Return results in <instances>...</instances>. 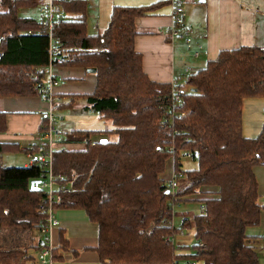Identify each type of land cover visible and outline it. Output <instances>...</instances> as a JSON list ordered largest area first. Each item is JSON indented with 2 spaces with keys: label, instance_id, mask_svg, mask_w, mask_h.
<instances>
[{
  "label": "trees",
  "instance_id": "obj_1",
  "mask_svg": "<svg viewBox=\"0 0 264 264\" xmlns=\"http://www.w3.org/2000/svg\"><path fill=\"white\" fill-rule=\"evenodd\" d=\"M38 2L0 0V97L37 96L43 85L25 74L37 69L42 77L47 39L27 34L38 31L39 23L19 15ZM60 7L67 14L55 31L67 51L63 66L96 70V87L84 109L112 129L64 133L52 172L62 178L57 188L67 191L55 193L53 207L81 209L96 223L101 264H259L257 238L246 229L261 215L254 168L264 165V124L257 137L245 138L241 106L243 99L264 97V47L220 51L183 85L157 83L143 72L142 56L134 49L135 19L148 15V7L114 6L107 28L93 34L87 31L84 0ZM174 86L188 88L176 110L177 134L158 126ZM7 115L0 111V134ZM100 133L115 140L90 139ZM72 144L82 147L69 149ZM2 153L0 144V158ZM187 154L197 165L190 171L180 162ZM171 166L173 189L166 178ZM44 173L37 164L0 163V263L20 251L8 248L17 233L39 231L44 224L45 195L40 183L31 187ZM194 201L204 211L183 215L176 226L173 207ZM183 228L193 231V245L174 244Z\"/></svg>",
  "mask_w": 264,
  "mask_h": 264
},
{
  "label": "crops",
  "instance_id": "obj_2",
  "mask_svg": "<svg viewBox=\"0 0 264 264\" xmlns=\"http://www.w3.org/2000/svg\"><path fill=\"white\" fill-rule=\"evenodd\" d=\"M84 1L90 10L97 9L95 0ZM184 1V24L193 31L191 38L193 45L201 47L200 54L196 58L192 54L191 56L186 54L191 51L184 48L182 40L171 39L169 36L172 23L170 0H111L116 3L111 4L110 13L114 6L149 8L148 15L135 19V27L139 35L134 39V49L142 56L143 72L151 81L181 85L187 76L184 73L185 67L191 68L194 64L198 66L196 69L198 71L208 61L215 60L218 53L223 50L237 49L242 46L264 47V0ZM95 25L97 30L94 32H98V23L92 25L91 29ZM182 58L191 59L192 65L187 63V60L182 61ZM55 75L56 78L60 76L62 80H65L54 90L62 98V104L67 105L58 109L70 111L77 102L82 100L84 108L85 97L92 94L96 87L95 75L90 78L84 68L63 65L55 68ZM263 104L264 97L243 99L241 132L245 138H255L260 134L264 122L256 123L255 128L251 129L253 121L247 120L246 116L251 114V109L254 107L263 114ZM45 109V103L37 96L0 97V111L8 113L6 131L0 134V144L3 145L2 155L21 151L25 157L22 167L28 165L26 154L40 142L39 113ZM89 112L92 111L89 110ZM83 123L80 121L78 124ZM84 124L94 125L95 123L91 121ZM76 130L99 131L88 128ZM81 147L82 145L73 148ZM171 174L172 169H169L166 178H170ZM254 175L257 182L258 202L262 209L259 223L247 228L246 234L257 238L255 242L259 248V264H264V165L256 166ZM55 218L59 225L48 234L54 251L52 264H101L96 250L98 245L96 223L92 222L81 209H55ZM29 232L35 243L24 252L14 255L16 258L0 264H41L37 259L39 249L36 246L37 244L43 246L44 236L38 229L29 230Z\"/></svg>",
  "mask_w": 264,
  "mask_h": 264
},
{
  "label": "built area",
  "instance_id": "obj_3",
  "mask_svg": "<svg viewBox=\"0 0 264 264\" xmlns=\"http://www.w3.org/2000/svg\"><path fill=\"white\" fill-rule=\"evenodd\" d=\"M76 0H39V16L37 22L39 23L38 31H28L27 34L43 35L47 39V64L42 73V77L37 74V69L26 73L25 75L32 80H40L43 85L38 89L37 97L40 101L45 103L46 109L39 113L41 123L38 131L40 143L34 147L35 151L31 152V149L27 152L28 165L33 164L41 165L46 173L42 175L40 180L39 189L44 193L43 207L41 206L40 212L45 216L44 224L39 229L40 233L44 236L43 248L38 252L37 259L41 264H52V248L50 245L49 232L59 225V222L55 218V208L53 207L55 196L57 191H61V188H57L56 180H62L61 176H56L52 172V161L54 152L57 149L63 148L64 133L57 127L59 117L56 114V109L59 104L62 103V98L55 93V89L59 83L56 79L55 68L63 65L67 62V51L62 46L61 39L56 35V28L59 23L66 20L67 14L61 9L60 4L71 3ZM172 6L171 11V27L169 36L171 39H180L183 42V46L187 51H191L193 57H198L201 51V47H196L192 43L193 31L184 24V0H170ZM93 31L97 30L95 25L92 28ZM2 54L0 53V57ZM191 69L184 68V73L190 75ZM186 86H174L171 89L170 107L163 110L162 119L158 122L159 128L168 131L169 133H176L174 129V121L179 115L176 110L181 105L182 97L187 92ZM264 113V108L262 109ZM186 142V140H185ZM170 151H173V147L169 146ZM190 155L187 154V157ZM172 169V166H171ZM168 185L171 189L174 188L175 183L173 180V172L168 181ZM67 191V190H62ZM204 209L201 207L202 213ZM181 235L183 233L181 232ZM202 248L203 246L199 244Z\"/></svg>",
  "mask_w": 264,
  "mask_h": 264
},
{
  "label": "rangeland",
  "instance_id": "obj_4",
  "mask_svg": "<svg viewBox=\"0 0 264 264\" xmlns=\"http://www.w3.org/2000/svg\"><path fill=\"white\" fill-rule=\"evenodd\" d=\"M94 1V0H91ZM90 1V2H91ZM114 4L116 2H111V0H106L104 2V0H95L94 4H97L98 7L96 10H90L89 8H87L86 11V27H87V31L89 32V34H93L94 31H92L91 27L92 25H94L95 23H98L99 28H98V32L102 33L109 22V14H110V7L111 4ZM39 8H40V4L38 3V5H34V6H30V7H25L22 8L19 11V15L22 17H30L33 19H38L39 16ZM184 53V51H183ZM186 54H188L189 56H191V53L187 52ZM191 58V57H190ZM187 59H183L182 61H186ZM191 59L187 60V63L192 65V62L190 61ZM193 67V68H192ZM191 72L195 73L196 69H198V66L194 65L192 66ZM87 70V69H86ZM87 72V71H86ZM95 73H88L87 72V76H89L90 78H92V76H94ZM58 80V83L61 84L62 82H64L65 80H62V78L60 76H57L56 78ZM184 82L181 83V85H183ZM261 104V103H260ZM259 104V105H260ZM84 105V101H80L77 102L76 106H74V108L72 110H59L58 108L56 109V114L59 117H62L61 119H58L57 122V127L63 132L65 133H70L71 130H76L79 128H88V129H92V130H99L100 132L103 131H108L110 129H112V125L110 122L103 120V119H99L98 116L93 113V112H89V110H85L82 106ZM264 107V104L262 105ZM260 106V107H262ZM247 120L253 121V123L251 124V129L255 128V124L256 123H263L264 122V113L261 114L260 111L258 112L257 109L254 107L251 109V114L246 116ZM80 121L84 122V123H89L91 121H93L95 124L94 125H86V124H78ZM244 124V123H243ZM81 125V126H80ZM259 133V132H258ZM257 133V134H258ZM257 134H255V136H257ZM101 138H105L106 140H110L113 141L115 140V136L110 135L109 133H100V134H96L94 136H91L90 139L92 141H99ZM40 143V142H39ZM81 145H76V146H72L69 147V149H74L73 147H79ZM25 161V157H24V153L21 151H16L14 153H4L1 156V160L0 163L2 165H5L6 167H22L23 163ZM181 162V167L184 171H190L196 168V162L193 161V159H191L190 157L187 156H183L180 159ZM201 203L199 202H181L176 204L173 209L175 212V215L173 217V221L174 224L176 226H178L179 224V220L183 215H199L201 212ZM184 236H180V234L178 233L177 235L174 236V244H188V245H193L194 244V237H193V231L189 230L187 228H183L182 229ZM3 241L0 239V245ZM12 243L9 244L5 247L7 248H11V250H13L15 248V246L20 247V251H18V253L20 252H24L28 247H30L31 245H33L35 242L31 236V233L29 232V230H23L19 233H17V236L14 237V240L11 241Z\"/></svg>",
  "mask_w": 264,
  "mask_h": 264
},
{
  "label": "water",
  "instance_id": "obj_5",
  "mask_svg": "<svg viewBox=\"0 0 264 264\" xmlns=\"http://www.w3.org/2000/svg\"><path fill=\"white\" fill-rule=\"evenodd\" d=\"M197 2H204V0H197ZM86 71H87L88 73H95V72H96V70H95L94 68H88ZM191 91H195V90H191ZM100 142L105 143V142H107V140H106V139H102V140H100ZM39 183H40V181L32 182V183H31V187H32V189H37V185H38ZM167 193H169V191H167Z\"/></svg>",
  "mask_w": 264,
  "mask_h": 264
}]
</instances>
